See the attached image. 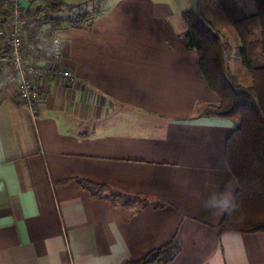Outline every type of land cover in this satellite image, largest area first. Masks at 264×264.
<instances>
[{
  "label": "crops",
  "instance_id": "crops-1",
  "mask_svg": "<svg viewBox=\"0 0 264 264\" xmlns=\"http://www.w3.org/2000/svg\"><path fill=\"white\" fill-rule=\"evenodd\" d=\"M61 1L93 19L61 32L74 80L40 78L35 113L0 95V264H121L172 239L168 264H264V232L216 230L234 120L202 113L219 99L181 39L191 8Z\"/></svg>",
  "mask_w": 264,
  "mask_h": 264
},
{
  "label": "trees",
  "instance_id": "trees-1",
  "mask_svg": "<svg viewBox=\"0 0 264 264\" xmlns=\"http://www.w3.org/2000/svg\"><path fill=\"white\" fill-rule=\"evenodd\" d=\"M217 2L238 37L239 59L251 77L248 85H243L230 71L232 46L227 38L198 11L188 9L181 13L185 26L183 45L197 52L200 70L219 99L206 105L202 113L234 120L225 142V162L238 188L216 230L264 232V0H254L255 10L251 13L238 0ZM64 8L61 0H53L50 6L54 14ZM74 11L87 16L81 7ZM82 184L88 188L104 187ZM112 195L126 205L135 202L121 193ZM177 251V243L172 239L138 260L121 264H168Z\"/></svg>",
  "mask_w": 264,
  "mask_h": 264
},
{
  "label": "built area",
  "instance_id": "built-area-1",
  "mask_svg": "<svg viewBox=\"0 0 264 264\" xmlns=\"http://www.w3.org/2000/svg\"><path fill=\"white\" fill-rule=\"evenodd\" d=\"M52 1L0 0V95L10 90L14 103L31 113L40 99V78L74 80L63 63V28L93 20L77 12L54 14Z\"/></svg>",
  "mask_w": 264,
  "mask_h": 264
},
{
  "label": "rangeland",
  "instance_id": "rangeland-1",
  "mask_svg": "<svg viewBox=\"0 0 264 264\" xmlns=\"http://www.w3.org/2000/svg\"><path fill=\"white\" fill-rule=\"evenodd\" d=\"M182 1L183 0H177V2H179L178 7L181 6L182 9L191 8L193 10H197L199 13L201 12L203 17L209 20L211 23H213V25L227 38L230 45L232 46V51L230 53L228 60L230 71L237 76L238 80L243 85L250 84L251 81L250 74L247 71V69L242 65L239 59L238 37L234 33L227 18L223 14L217 0H210V1L201 0L204 9H196L195 5L190 3V0H188L185 3V5H181ZM239 4L244 8V10H246L249 13L255 10L254 0H240Z\"/></svg>",
  "mask_w": 264,
  "mask_h": 264
},
{
  "label": "clouds",
  "instance_id": "clouds-1",
  "mask_svg": "<svg viewBox=\"0 0 264 264\" xmlns=\"http://www.w3.org/2000/svg\"><path fill=\"white\" fill-rule=\"evenodd\" d=\"M227 204V200L225 199L223 202H222V205L221 206H226Z\"/></svg>",
  "mask_w": 264,
  "mask_h": 264
}]
</instances>
